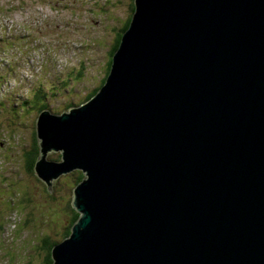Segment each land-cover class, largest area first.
<instances>
[{"label": "water", "instance_id": "1", "mask_svg": "<svg viewBox=\"0 0 264 264\" xmlns=\"http://www.w3.org/2000/svg\"><path fill=\"white\" fill-rule=\"evenodd\" d=\"M134 5L98 93L36 121L47 190L84 174L53 264H264V0Z\"/></svg>", "mask_w": 264, "mask_h": 264}, {"label": "rangeland", "instance_id": "2", "mask_svg": "<svg viewBox=\"0 0 264 264\" xmlns=\"http://www.w3.org/2000/svg\"><path fill=\"white\" fill-rule=\"evenodd\" d=\"M134 3L0 0V264H44L45 241L64 240L77 173L50 193L29 168L38 142L35 96L46 97L54 114L85 103L107 76ZM48 158L60 161L61 153Z\"/></svg>", "mask_w": 264, "mask_h": 264}, {"label": "trees", "instance_id": "3", "mask_svg": "<svg viewBox=\"0 0 264 264\" xmlns=\"http://www.w3.org/2000/svg\"><path fill=\"white\" fill-rule=\"evenodd\" d=\"M134 10L135 9L133 8V13H134ZM131 18L128 21V23L126 24V26L123 28L122 32L119 35V38H118V41H117L116 45L112 49L111 60H110V63H109V69H108L107 75L109 74V71H110L113 54L118 49L119 44H120V41H121L122 34L128 29V27L130 25V22H131ZM106 77L103 79L102 84L99 87H97L94 92L90 93V95L87 96L86 101H88L89 99H91L93 96H95L98 93V91L100 90V88L104 85V83L106 81ZM35 97H36V102H35V104H36L35 106L36 107L35 108H38V113H41L43 110H45V109L48 108V106L42 102L44 99L46 100V97H40L39 95H37ZM24 104H26V105H28V106L31 107L33 103H32V100L31 101L28 100ZM70 108H71V106L67 110H69ZM37 144H38V142H37ZM39 151H40V147H39V144H38V145L35 146V150L33 149L32 153L29 154V161H30V165H31V166H29V168H31V169H34L35 168L36 161L39 158ZM76 173H77V179H76L75 187H76V185L78 183H80L84 179V174L81 171L80 172H76ZM71 218L72 219H71V222H70V226H69V228L66 230V232L63 235V237L65 236L64 239L67 238V237H69V235L71 234V228L74 225V223L78 220L79 214L77 212H73ZM58 243H60V242L45 241V249L47 250V256H46V258L44 260V264H53L52 251H53V248Z\"/></svg>", "mask_w": 264, "mask_h": 264}, {"label": "flooded vegetation", "instance_id": "4", "mask_svg": "<svg viewBox=\"0 0 264 264\" xmlns=\"http://www.w3.org/2000/svg\"><path fill=\"white\" fill-rule=\"evenodd\" d=\"M35 138H36V137H35ZM36 145H38L37 142H35V143L33 144V148H34V150H35V146H36Z\"/></svg>", "mask_w": 264, "mask_h": 264}, {"label": "bare ground", "instance_id": "5", "mask_svg": "<svg viewBox=\"0 0 264 264\" xmlns=\"http://www.w3.org/2000/svg\"><path fill=\"white\" fill-rule=\"evenodd\" d=\"M35 95V94H34ZM37 96V95H36ZM74 173V172H73ZM71 174V173H70Z\"/></svg>", "mask_w": 264, "mask_h": 264}]
</instances>
